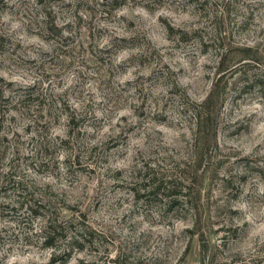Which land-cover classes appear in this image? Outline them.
Segmentation results:
<instances>
[{
    "label": "rangeland",
    "instance_id": "1",
    "mask_svg": "<svg viewBox=\"0 0 264 264\" xmlns=\"http://www.w3.org/2000/svg\"><path fill=\"white\" fill-rule=\"evenodd\" d=\"M0 264H264V0H0Z\"/></svg>",
    "mask_w": 264,
    "mask_h": 264
},
{
    "label": "trees",
    "instance_id": "2",
    "mask_svg": "<svg viewBox=\"0 0 264 264\" xmlns=\"http://www.w3.org/2000/svg\"><path fill=\"white\" fill-rule=\"evenodd\" d=\"M212 104V100H211V97H208L206 100H204V102L202 103V105L200 106L199 105V108H202V112L207 116L208 112H209V107L211 106ZM206 116H205V119H206ZM47 240H51L52 237H46Z\"/></svg>",
    "mask_w": 264,
    "mask_h": 264
}]
</instances>
